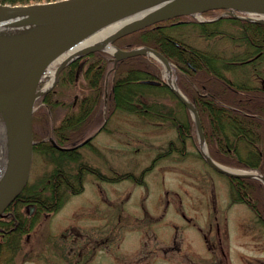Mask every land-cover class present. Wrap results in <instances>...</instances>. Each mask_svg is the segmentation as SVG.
Returning <instances> with one entry per match:
<instances>
[{"label": "rangeland", "instance_id": "374dc122", "mask_svg": "<svg viewBox=\"0 0 264 264\" xmlns=\"http://www.w3.org/2000/svg\"><path fill=\"white\" fill-rule=\"evenodd\" d=\"M220 30L206 37L192 23L166 28L173 37L220 56L244 50L243 42L236 39L241 35L240 25L224 20ZM85 59L81 57L80 63ZM243 64L228 75L264 85V57L256 67L260 74L254 73L252 64ZM76 77L75 92L80 94L81 70ZM162 77L167 80L165 70ZM165 98L175 105L169 93ZM105 123L90 146L78 148L83 159L104 174L130 171L139 175L160 154L166 155L146 172L145 184L130 178L111 182L87 173L84 190L70 195L59 211L42 214L35 229L24 235L15 258L5 252L1 261L264 264V224L247 204L231 201L229 178L200 156L196 135L182 142L171 123L119 110ZM52 167L48 156L34 152L30 180Z\"/></svg>", "mask_w": 264, "mask_h": 264}, {"label": "trees", "instance_id": "16d2710c", "mask_svg": "<svg viewBox=\"0 0 264 264\" xmlns=\"http://www.w3.org/2000/svg\"><path fill=\"white\" fill-rule=\"evenodd\" d=\"M38 1L50 0H0L12 4ZM221 11L210 10L205 14L214 16ZM224 20L240 25L241 35L236 39L245 46L241 53L231 57L192 46L166 31L173 25L192 23L202 36L210 37L221 32L219 28ZM115 44L122 48L148 45L162 52L174 64L179 87L199 111L212 157L228 166L264 172V85L254 84L250 78L238 79L236 75L234 78L228 75L243 63L252 64L254 73L258 72L256 67L264 57V23L233 16L213 21L180 16L122 36L115 40ZM80 69L84 80L79 81L81 93L76 94V73ZM243 74L247 75V70ZM162 76V64L151 56H130L113 65L104 51L89 53L83 65L78 59L63 69L55 88L41 99L47 106H39L33 115L34 151L48 156L53 167L34 181L30 180L8 207L10 215L0 217V256L7 252L13 260L21 251L24 235L35 229L42 214L59 211L70 195L84 190L87 173L111 182L130 178L145 184L146 172L152 169L158 157L166 155L160 154L139 175L127 171L108 176L85 161L77 148L60 149L48 137L60 146L72 145L83 140L116 110L171 123L177 127L182 142L187 136L196 135L190 112ZM250 76L252 79L253 74ZM168 93L175 105L167 103L165 96ZM58 107L63 113L56 122L54 112L58 114ZM86 144L90 146L91 142ZM227 177L231 201L247 204L264 224V184L254 177ZM31 205L35 206L32 214ZM0 264H9V261L0 260Z\"/></svg>", "mask_w": 264, "mask_h": 264}, {"label": "water", "instance_id": "95a60500", "mask_svg": "<svg viewBox=\"0 0 264 264\" xmlns=\"http://www.w3.org/2000/svg\"><path fill=\"white\" fill-rule=\"evenodd\" d=\"M212 9H225L234 17L264 23V0L0 2V126L5 137V165L0 174V217L8 215L6 209L21 194L30 178L34 154L35 103L40 95L50 89L39 88L41 77L50 63L67 51L72 52L58 67L54 83L68 63L97 50L110 53L113 62L139 54L156 58L169 73L166 83L191 114L200 153L207 163L226 175L254 177L264 184V172L227 166L211 156L199 111L178 87L173 78L172 63L162 52L147 45L126 49L114 43L117 38L156 22ZM122 21L106 37L89 42L103 29Z\"/></svg>", "mask_w": 264, "mask_h": 264}, {"label": "bare ground", "instance_id": "6f19581e", "mask_svg": "<svg viewBox=\"0 0 264 264\" xmlns=\"http://www.w3.org/2000/svg\"><path fill=\"white\" fill-rule=\"evenodd\" d=\"M124 21H122L121 23H115L105 29H103L99 34L93 36L92 38H90L89 40L92 42H97L98 40L106 37L108 34H110L112 31H114L117 27H119ZM109 49V48H108ZM72 52V51H69ZM166 76H169L168 71L166 72ZM4 142H5V137H4V130L3 128L0 126V174L1 171H3L4 169V165H5V151H4Z\"/></svg>", "mask_w": 264, "mask_h": 264}, {"label": "flooded vegetation", "instance_id": "af4514ba", "mask_svg": "<svg viewBox=\"0 0 264 264\" xmlns=\"http://www.w3.org/2000/svg\"><path fill=\"white\" fill-rule=\"evenodd\" d=\"M85 60H86V59H85ZM85 60H84V61H85ZM84 61H81L80 65H82ZM80 68H81V66H80ZM76 74H78V71H77V73H76Z\"/></svg>", "mask_w": 264, "mask_h": 264}, {"label": "crops", "instance_id": "0c3cea01", "mask_svg": "<svg viewBox=\"0 0 264 264\" xmlns=\"http://www.w3.org/2000/svg\"><path fill=\"white\" fill-rule=\"evenodd\" d=\"M60 115H61V111L58 112V116H60Z\"/></svg>", "mask_w": 264, "mask_h": 264}]
</instances>
